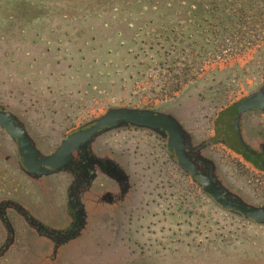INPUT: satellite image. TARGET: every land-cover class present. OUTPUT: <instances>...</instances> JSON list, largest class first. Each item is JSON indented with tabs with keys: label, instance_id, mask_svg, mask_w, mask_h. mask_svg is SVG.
I'll use <instances>...</instances> for the list:
<instances>
[{
	"label": "flooded vegetation",
	"instance_id": "1",
	"mask_svg": "<svg viewBox=\"0 0 264 264\" xmlns=\"http://www.w3.org/2000/svg\"><path fill=\"white\" fill-rule=\"evenodd\" d=\"M199 10L184 22L144 34L147 47L140 31L135 35L134 44L154 54L134 63L129 102L136 105L107 107L96 115L87 113L91 104L74 105L76 94L66 98L60 88H43L44 77L59 79L57 71L74 74L65 67L75 65L74 58L59 59L37 42V48L11 51L12 62L22 65L0 76L6 126L0 125V264H26L30 254L38 255L37 264H167L173 242L188 246L195 238L216 237L220 213L258 225L224 208L204 183L214 189L217 181L247 206L264 207V108L238 114L239 104L264 86V44L253 52L254 44L238 42L232 48L237 61L253 52L243 65H234L215 85L203 84L192 99L156 109L199 78L204 61L226 37L237 38L243 28L246 39L264 27V0H213ZM85 60L90 63V57ZM186 66L193 67L192 75ZM148 72L166 77L163 92L140 87L151 77ZM110 109L172 119L182 165L169 148L168 130L131 124L107 128L58 157L69 136L94 126ZM18 132L28 167L13 137Z\"/></svg>",
	"mask_w": 264,
	"mask_h": 264
},
{
	"label": "rangeland",
	"instance_id": "2",
	"mask_svg": "<svg viewBox=\"0 0 264 264\" xmlns=\"http://www.w3.org/2000/svg\"><path fill=\"white\" fill-rule=\"evenodd\" d=\"M212 1L0 0V76L17 72L13 69L22 65L17 61L12 62L14 55L12 56L11 51L30 46L31 50L37 48L38 44H43L44 52L50 49L59 59L72 58L73 61L74 58L76 61L75 65L65 63V67L75 69L74 74H71L72 70L70 73L66 69L63 70L65 73L57 71L60 74L57 82L46 81L48 79L44 77V89L50 84L51 89L60 88L66 98L76 94L75 106L92 105L87 112L89 115H96L107 107L134 106L136 104L129 102L134 63L137 60L144 62L154 56L153 52L134 44L135 35L140 31L141 43L147 47L148 37L144 38V34L152 29L158 31L161 25L168 28L184 22L192 14L197 15L200 7L207 6ZM243 32L248 33V30L242 28L238 37L232 40L226 37L219 49L204 61L199 78L182 87L174 98L160 103L156 109L162 110L185 98L192 99L203 84L215 85L230 73V68L243 65L248 60L247 57L260 50L264 44V27L258 26L256 31L245 36L246 39L243 38ZM238 38L241 40L238 41ZM35 42L38 44L34 45ZM238 42L254 44L251 55L243 56L246 59L240 61L236 60L238 57L232 56V48L237 49ZM85 48L88 49L86 54L78 52ZM191 50L193 49L188 51L190 54L195 52ZM172 52V56H178V50ZM89 57L90 63L85 65V58ZM178 64L186 65L185 62ZM30 66L31 61H27L25 67ZM192 70L193 67H190L187 73L192 75ZM148 76L151 77H148L149 80L145 79L140 87L150 85L151 90L163 92L162 84L166 77L156 76L152 72H148ZM89 79L91 80L88 81ZM86 83L90 85L85 88ZM235 217L220 213L218 235L214 238L210 235H206L204 239L195 238L188 246L173 242L172 254L167 264H264V226L242 222ZM53 221L61 222L58 217H54ZM52 225H57L56 228L60 229L63 227L62 224ZM36 257L38 255H28L25 258L26 264H37L39 259L36 260Z\"/></svg>",
	"mask_w": 264,
	"mask_h": 264
},
{
	"label": "water",
	"instance_id": "3",
	"mask_svg": "<svg viewBox=\"0 0 264 264\" xmlns=\"http://www.w3.org/2000/svg\"><path fill=\"white\" fill-rule=\"evenodd\" d=\"M264 90V86L260 91L257 93L251 95L248 97L245 101H243L238 106V114L240 115L242 112L247 111L250 107H260L264 108V93L262 92ZM8 119V118H7ZM166 115H163L161 113L152 112V111H138V110H129V109H110L106 112L104 116H101L96 120V124L86 130L76 132L69 136V138L63 142L62 148L57 152L58 157H62L64 152L67 151L70 147L80 145V144H86L88 143L92 137L96 136L98 133H101L107 128H112L115 126H118L120 124H131L136 127H142V128H150V129H157L162 128L163 130H168L170 133V141H169V148L171 150L175 149L179 162L182 165V156L179 153L175 142L177 141L175 139V134L171 133L170 126H174L170 124L171 120ZM4 119L0 117V125L5 126ZM11 120H7V123H9ZM3 126V127H4ZM6 127V126H5ZM176 130L180 134L182 133L181 128L177 123H175ZM13 134V137L16 138L18 144H19V152L20 155L24 159L25 165H27V158L24 154V147H23V140L22 136L19 134ZM46 168H54L55 166L51 163H45ZM215 187L212 189L209 187V183L205 185V191L212 195L224 208L231 209L232 211L239 213L242 217L245 219H249L252 221H255L258 225L264 226V207L263 208H255L251 206H247L242 201L238 200L236 196L229 194V192L225 191L220 185L219 182L215 181Z\"/></svg>",
	"mask_w": 264,
	"mask_h": 264
}]
</instances>
